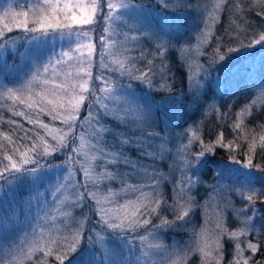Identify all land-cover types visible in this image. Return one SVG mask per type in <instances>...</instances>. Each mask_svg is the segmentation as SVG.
<instances>
[{"label": "snow or ice", "instance_id": "6c2138e0", "mask_svg": "<svg viewBox=\"0 0 264 264\" xmlns=\"http://www.w3.org/2000/svg\"><path fill=\"white\" fill-rule=\"evenodd\" d=\"M156 2L172 11L177 21L184 14L181 9L195 11L203 27L198 23L197 30L181 42L170 26L155 30L142 23L137 14L145 5L137 0H23L19 10L10 0L0 16V192L9 197L0 198V264H34L38 253H42L40 264L50 260L52 264H164L173 255L172 264H186L187 253H169L160 241L162 230L190 222L196 207V196L191 193L203 184L207 158L218 149L232 152L234 145L244 143L245 160L234 156L230 160L241 166L245 180L222 184L225 178L217 170L212 177L215 184L207 185L213 192L234 191L246 201L235 210L239 226L227 227L221 209L214 229L202 226L198 250L201 264H261L256 257L264 249V232L256 229V204L264 205V188H255L250 177L264 172V167L254 163L257 154L264 157V133L258 141L255 135L249 140L244 125L246 113L256 108L257 99L236 113L229 126L235 134L232 141L225 143V133L219 131L215 139L205 142L195 123L173 134L170 130L179 126L175 114L154 113L151 106L138 103L133 83L149 94L171 93L179 72L187 91L182 88L179 95L164 97L165 101L169 106L180 105L186 96H192L198 105L206 94L210 69L227 66L237 74L239 69L228 64L232 54L264 43V34L247 44L241 41L239 47L223 54L222 37H216V49L208 54L212 26L223 0L211 8L199 0L196 5L190 0ZM258 16L264 19V10ZM175 32L179 33V26ZM193 37L196 42L190 44ZM9 54L18 55L19 62L9 64ZM170 54L175 55L170 59ZM205 56L207 60L202 62ZM174 62L179 66L174 68ZM222 83L218 76L217 86ZM258 99H264V82ZM208 108L215 109L223 129L232 106L226 112L215 104ZM177 111L183 120V111ZM106 121H116L123 130ZM153 125L166 134L145 131ZM173 136L181 141L187 137V143H180L175 151L171 168L179 169L180 178L174 182L155 170ZM157 140L159 152L154 144ZM196 143L199 150L192 152ZM56 154L64 156L61 163L50 162ZM53 171L54 181L41 189L44 178ZM25 182L29 192L17 201L15 187ZM164 183H171V204L161 190ZM117 184L119 188L112 187ZM127 196L135 199L120 203ZM209 199H214L211 193ZM77 210L82 218L75 216ZM167 210L174 213L173 220L161 216ZM248 211L253 215L248 216ZM13 223L23 230L19 241L8 240L6 225ZM254 232L255 240L249 238ZM224 237L233 242L227 255Z\"/></svg>", "mask_w": 264, "mask_h": 264}, {"label": "rangeland", "instance_id": "374dc122", "mask_svg": "<svg viewBox=\"0 0 264 264\" xmlns=\"http://www.w3.org/2000/svg\"><path fill=\"white\" fill-rule=\"evenodd\" d=\"M156 1V0H155ZM89 0H84V3H88ZM198 0H190V3L196 5ZM201 4L207 3L208 7L211 8L214 4L220 3V0H199ZM225 0L222 2V6ZM23 3V0H12L11 6L15 7L19 10V4ZM10 6V0H0V16L3 15L4 10ZM221 6V8H222ZM221 8L217 12V16L221 12ZM183 12V16L181 17L180 21H177L175 18V14L170 10H161L156 8H149L144 7L138 14L139 20L150 26L152 29L155 30H167L170 26L173 29V35H180L181 42L183 41L184 37L188 36L190 33H193L197 30V24L202 28L203 23L200 22V18L196 15L195 11H185L181 9ZM163 17H168V21H166ZM216 24V23H215ZM215 24L212 26V31L214 29ZM100 26L103 27V20L100 18ZM179 26V33L175 32V29ZM195 38L189 42L190 44H195ZM59 47V46H57ZM250 50H254L253 54L241 57L238 62L234 65L235 68L239 69V72L233 75L232 80L229 82L228 85L220 86L216 91V97L211 102V104H215L218 106V97L224 96V93L228 90L234 88L238 82H244L241 87L237 88L233 93L234 98H238L239 96L250 95V99H257V106L254 109H258L261 104H264V99H258V92L259 88L264 82V43L256 45L252 48L246 49L244 52H249ZM98 60V56H97ZM7 61L9 64L14 62H19V56L13 57L12 55H8ZM24 70H27L26 66ZM235 69H233L234 71ZM126 80H124L125 82ZM123 82V81H122ZM134 89V88H133ZM134 96L138 103L141 105L148 107L151 106L152 111L155 113V107L150 100V98L144 94L134 90ZM192 97V96H191ZM193 99V97H192ZM203 96L200 98L199 103L202 101ZM250 100V101H251ZM249 101V102H250ZM210 104V105H211ZM197 102L193 99L192 106H196ZM208 107V106H207ZM206 105L202 109V116L212 112L214 109L207 108ZM86 114V109H85ZM247 115V113H246ZM82 118V116H81ZM45 120V119H44ZM45 122H48L45 120ZM56 127H59V122L55 124ZM153 127V126H152ZM152 127H146V130H149ZM150 131H155L153 128ZM179 133V132H178ZM175 134V133H173ZM112 138V137H111ZM171 142L166 144L165 147L169 151H165L163 153L162 159H159L155 163V170L157 172L163 173L166 177H168L169 181L174 182L180 178L179 169H172L171 165L176 160L175 151L178 148L180 143H187V137H185L182 141L175 138L174 136L170 138ZM156 145V151L159 152V144L160 141H154ZM70 150V149H69ZM64 159V156H62ZM63 161V160H62ZM145 163H153L152 161L146 160ZM160 166V171L158 170ZM163 168V169H162ZM217 170H220L223 173L225 180H222V184H231L232 182L239 183L240 181L245 180L244 170L241 169V166L238 164H224L221 163L218 165ZM208 169L203 168V184L200 186L198 191H194L191 193L192 195L196 196V207L190 213V222L185 225L186 227V235L182 240H176L173 238H167L166 235L162 233L159 237L160 241L163 242L166 246H168V252L172 253L173 251L177 252L180 256L185 255L187 253V261L192 256H197L201 263V253L198 250V243H202V238L198 236L201 231L202 226H206L208 229H214L216 224V213L224 209L223 211V219L226 222V226L230 229L237 228L239 226V219L236 216L235 210L244 207L246 201H243L241 197H239L234 191H228L227 189L217 190L213 192L212 188L207 187V185L215 184V180L209 181V177L207 176ZM216 172L214 171L212 175H215ZM56 176V172L53 171L49 176L44 178V182L41 183L40 187L43 189L47 183L50 181H54ZM208 177V178H207ZM78 178L82 180V175L78 174ZM250 180L254 183L255 188H264V173L257 172L254 176L250 177ZM29 184L27 182L21 183L15 187V195L20 194L19 198H16L17 201H20L26 198L29 192ZM114 188H119V185H113ZM169 189L171 192V183H164L162 185V191ZM209 193L212 194L214 199H209ZM6 196L4 198H9L6 192H0V197ZM172 198V192H171ZM124 199H135V196H127L121 199L120 203L124 202ZM207 201V203H205ZM230 202V203H229ZM227 204V208L225 209L224 206ZM256 229L260 232H264V227H261L264 224V205H260L259 203L256 204ZM87 211V208L84 209ZM248 216H252L253 212L248 211ZM75 216L77 218H82L81 212L77 210L75 212ZM19 219L22 221L24 217L21 215ZM207 219L208 223L205 225V220ZM8 232V240H15L19 241L20 236L22 235V229L18 224H8L6 225ZM2 232V230H0ZM144 233H141L143 235ZM250 239L255 240V232L249 237ZM223 240L225 241V252L226 255L231 251V244L232 241L228 240L227 237H224ZM148 243H154V241H148ZM139 255V253H137ZM175 255L171 257V259H165L164 264H172L173 260H175ZM79 259V258H78ZM153 259H159V257H153ZM186 261V263H187ZM75 264V261H74ZM226 264V262H225Z\"/></svg>", "mask_w": 264, "mask_h": 264}, {"label": "trees", "instance_id": "16d2710c", "mask_svg": "<svg viewBox=\"0 0 264 264\" xmlns=\"http://www.w3.org/2000/svg\"><path fill=\"white\" fill-rule=\"evenodd\" d=\"M137 2H142L146 7L149 8L164 10L159 4H157L155 0H137ZM237 5H239V7H236ZM262 10H264V0H225L221 8L218 20L213 29V37L209 40L211 47H207L206 52L208 54H211L215 51L216 37H222V47L220 49L221 54L227 52L228 48L239 47L241 41L247 44L250 42L251 39H259V36L261 34H264V19L258 16V13ZM147 46L148 45L145 44V47ZM245 50L246 49L237 53H233L228 61V64L234 66L241 57L254 53V50L244 52ZM173 55L175 54H170V59ZM206 60L207 56L202 57V62H206ZM178 66V63L174 62V68ZM218 76L223 78V83L221 85L223 87L225 85H228L233 78V74L230 72L227 66H225L224 68H215V70L210 69V75L207 78L208 84L206 86V94L203 95L202 101L196 106H192L193 99L191 96H186L183 100V103L180 105L173 104L169 106L168 103L165 101L164 97L168 95H179L181 93L182 88L184 91H187V85H182L181 83L179 72H177L176 82L172 86L171 93L160 91L158 93L149 94V92L143 86H140L135 82L133 83V88L134 90L140 93L146 94L150 98L155 107V113H158L159 111H167L169 112L170 116L173 113L175 114V121L179 126L172 128L170 130L172 133H178L184 128L188 127L189 124L195 123L199 126L200 130L202 131L203 139L205 140V142L211 139H215V136L219 131H224L225 143H228L229 141L233 140L235 135L229 126L232 125L236 120V113L240 111L241 107L251 100V94L249 93V95H242L238 98H234L233 93L244 83L238 82L234 88L225 92L224 96L218 97L219 99L217 108H219L221 112L228 111L229 105L232 106L231 113L227 118V122L222 129L220 127V122L217 119V112L215 111V109L212 112L202 116V109L204 108V106H209L216 97V91L220 87L217 86ZM122 83H127V80L125 82L123 81ZM158 83L159 81H157V84ZM177 109L183 111V120H181L180 112L177 111ZM44 119L48 121L47 117H44ZM106 123H108L110 127L118 131L123 130L118 126L116 121H106ZM169 123H172L171 119H169ZM244 125L245 131L249 132V140H251L252 135H255L258 141L259 135L264 133V127H259L264 125V108L260 106L258 109H253L250 114H247L244 119ZM152 128L155 131L160 132V135L162 136L166 134L165 132L161 131L160 127H156L155 125H153ZM152 128H150L149 130L145 129V131H150L152 130ZM242 138L243 137H241V139ZM107 139L109 141L112 140L111 136H108ZM191 150L192 152L198 151L199 143H196ZM246 150L247 143H244L239 147H236L234 145V150L232 152H229L226 149H218L215 155L207 158V162L204 166V168L208 169V180H214L212 179V177L216 176L218 165H220L221 163L228 165L236 164L235 162L230 160V156H234L236 160L243 162L245 160ZM62 156L63 155L56 154L55 158L52 159L50 162L61 163L63 160ZM254 163L260 165L261 167H264V157L257 154L254 159ZM158 170L160 171V166ZM214 171L216 172V174L211 176ZM164 193L167 203L171 204V192H169V189L167 187L164 190ZM20 196V194H16L15 198H19ZM4 197L6 196L4 195L0 198ZM161 216L168 220L174 219V213L171 210L161 212ZM153 222L159 223V220L154 219ZM185 225L186 224L178 225L177 227L169 229L166 232L162 230V233L166 235L167 238L182 240L187 232ZM41 260L42 253H38L35 256L34 264H40ZM256 260L261 261V264H264V249H262L261 252L257 255ZM49 264H52L51 260L49 261ZM186 264L201 263L197 256H192Z\"/></svg>", "mask_w": 264, "mask_h": 264}]
</instances>
